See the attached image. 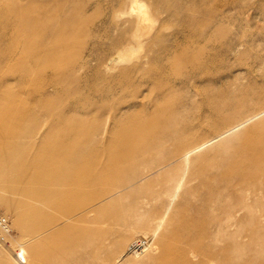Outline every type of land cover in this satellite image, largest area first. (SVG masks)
<instances>
[{
  "label": "rangeland",
  "instance_id": "1",
  "mask_svg": "<svg viewBox=\"0 0 264 264\" xmlns=\"http://www.w3.org/2000/svg\"><path fill=\"white\" fill-rule=\"evenodd\" d=\"M133 1L0 0V173L17 181L7 195L26 226L0 202L13 228L4 247L29 236L35 252L41 240L34 264H264V115L187 172L176 151L264 110V0H136L147 29ZM17 127H44L75 172L105 170L74 204L126 183L101 211L120 220L90 223L87 203L60 196L30 209L17 189L43 187L48 144L13 138ZM134 238L148 239L142 256L127 254Z\"/></svg>",
  "mask_w": 264,
  "mask_h": 264
},
{
  "label": "bare ground",
  "instance_id": "2",
  "mask_svg": "<svg viewBox=\"0 0 264 264\" xmlns=\"http://www.w3.org/2000/svg\"><path fill=\"white\" fill-rule=\"evenodd\" d=\"M131 9L132 13L137 14L139 17L138 19L140 28L147 29L148 22L151 20L148 10L144 6L138 5V2L136 0L133 1ZM128 57L129 55L119 54L112 60L119 62L126 60ZM263 115L264 110L259 113H256L250 118H247L246 120H240L233 126L224 127V130L222 129V132H218L217 135L213 138H211V136V139L208 138L202 142L185 145L184 147L178 146L176 151H181V156L178 155L177 157L179 166L184 165L186 168L185 171L187 172L192 161L196 158L197 155H199L197 153H199L202 149L207 147L213 141L228 136L230 133L234 132L237 129H240L245 124ZM46 136L48 137L49 133L46 132V129L44 127H38L36 130L21 129L17 127L14 133H12V137L15 139H25L29 141L40 139L44 141L43 143L48 144V146H46L43 150V155L46 156L45 162L38 167L36 172L37 180L41 182L43 187L38 190L33 189L31 187L27 188V186L30 185L29 184L26 187H23L22 189H17V191H21L25 194H30L33 196L30 197V209L36 208L38 205H43L45 202H50L51 200H53V198L58 196L62 198V201H59V203L71 205L75 208V210H80L82 208V205L87 203L86 205H88V207L86 209L81 210L80 214L84 215L85 217H88V222L98 224V221L102 218L101 211L102 207L104 206V202L108 198H111L116 194H119L121 192L123 193L126 188V183H120L119 185H117L119 188L114 189V191L112 190L108 193H105L103 190V192H100L102 195L96 194L93 197H89L87 199L88 201L85 200L86 202L83 204H74L75 198L82 195L81 190H78L77 188L83 187V189H85L87 192H90L91 190L88 189L93 188L96 185L101 187L103 186L102 184L104 182L102 180V177L107 174H105L104 169L98 174L84 171L75 172L74 166L72 167L70 161L68 160V153L64 149V151L55 149L54 146L51 145L52 143H48V140L50 141L51 137H49V139L47 140ZM174 157L176 158V155ZM169 164L171 163L164 164L162 168L168 166ZM2 166L4 169H6V165H3V162H0V170L3 169ZM117 167L118 170L121 169L122 164H119ZM20 177H22V180H24L22 183H27L29 180H31L29 177V179L25 178L24 176H19L18 178ZM108 178H111V174L108 176ZM15 182L17 181H15L12 176H5L4 174L0 173V202L5 204L9 208L11 210V213H15L17 220L16 226L25 229L26 226L24 217L16 212L17 209H20L17 205L16 199L7 195L15 190ZM182 182L183 180L179 183L178 190H180ZM109 217L118 221L120 220V217L117 213H110L103 217L102 220ZM71 219L72 217L68 218V220ZM43 221L44 223L38 231L39 235L41 236L52 230L50 225L45 226V224L48 223V219L46 217H43ZM129 223L130 221L124 222V224L126 225ZM117 224L119 225V223ZM103 225H106V223H104ZM12 229L13 228L11 220L7 216L0 213V248L5 251L6 258L9 264H34L35 261L39 262L40 260H42L43 245L41 240L36 243L37 250L35 252H32L30 247L28 246V242L32 240L29 238V236H24L21 240L15 242L11 250H8L4 247L7 242V238L12 234ZM147 247L148 239L134 238L131 247L128 249L127 254H135L137 255V257L140 255L142 256V254L147 251Z\"/></svg>",
  "mask_w": 264,
  "mask_h": 264
}]
</instances>
